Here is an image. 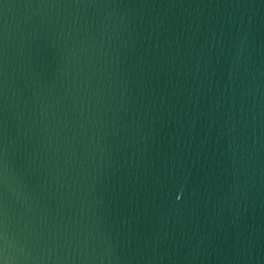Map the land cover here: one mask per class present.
<instances>
[{"label": "water", "instance_id": "95a60500", "mask_svg": "<svg viewBox=\"0 0 264 264\" xmlns=\"http://www.w3.org/2000/svg\"><path fill=\"white\" fill-rule=\"evenodd\" d=\"M0 264H264V0H0Z\"/></svg>", "mask_w": 264, "mask_h": 264}]
</instances>
